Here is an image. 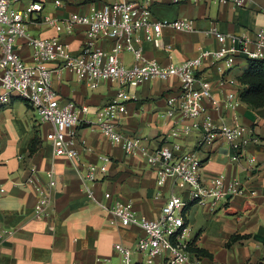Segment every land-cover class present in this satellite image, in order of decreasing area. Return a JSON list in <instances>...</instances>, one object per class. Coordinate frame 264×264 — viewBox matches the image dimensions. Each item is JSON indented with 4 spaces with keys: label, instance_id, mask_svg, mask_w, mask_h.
I'll return each instance as SVG.
<instances>
[{
    "label": "crops",
    "instance_id": "crops-1",
    "mask_svg": "<svg viewBox=\"0 0 264 264\" xmlns=\"http://www.w3.org/2000/svg\"><path fill=\"white\" fill-rule=\"evenodd\" d=\"M49 1L58 11L51 16L65 18L72 13L85 14L91 4L99 7L109 0H85L78 6L66 7L61 0L59 7L54 0H46ZM263 5L264 0H245L242 7L214 0L176 4L161 0L151 5L152 17L169 22L187 20L191 30L163 28L161 48L145 41L133 46L140 47L143 57L159 66L179 65L219 49L211 32L254 40L256 32L264 29V15L258 11ZM26 30L29 35L40 38H57L68 46L72 55L80 52L84 40L82 27L74 28L71 35H59L40 24H29ZM98 45L105 51L112 46L106 40L99 41ZM15 47L21 60L31 64V52L24 38L16 39ZM119 59L127 67L133 63V56L128 52L120 53ZM46 66L55 69L58 64L48 62ZM246 68L244 59H237L233 68L227 70L222 63L207 58L201 61L196 77L210 84L211 96L222 104L226 95L239 98L244 90L239 80ZM229 81L236 84L230 85ZM51 86L61 103H73L78 109L89 108L76 128L81 165L77 167L53 155L45 140L50 126L40 124L26 103L13 98L9 104L0 105V264H122L115 246L134 250L142 231L137 226H121L110 212L87 199L85 166H100V158L107 157L104 175L97 174L98 180L90 185L95 201H102L103 193H109L112 200L129 204L138 216L147 220L159 216L171 194L183 199L188 194L170 183L158 190L155 173L143 158L139 154L126 155L93 125L96 109L105 107L116 96L118 89L114 82L104 81L97 89L90 90L77 82L72 70L61 69L52 73ZM179 87L177 79L169 78L128 89L125 112L115 120L118 132L140 140L144 148L158 146L161 138L172 130L177 116H165V101L176 95ZM204 106L216 125L237 122L255 134L258 141L248 144L240 159L222 141L201 150L202 182L222 175L227 180H237L241 192L214 207L188 206L184 210L186 238L201 252V264H264V107L253 109L240 102L234 111L221 108L217 112L208 102ZM196 140L197 134L192 133L174 141L183 150L191 151ZM31 146L33 153H30ZM31 167L37 171L34 176ZM48 172L54 175L56 186L49 216L39 217L33 210L36 196L28 180L45 181ZM167 257L168 253L155 258L154 264H161ZM131 261L146 264V257L133 252Z\"/></svg>",
    "mask_w": 264,
    "mask_h": 264
},
{
    "label": "built area",
    "instance_id": "built-area-1",
    "mask_svg": "<svg viewBox=\"0 0 264 264\" xmlns=\"http://www.w3.org/2000/svg\"><path fill=\"white\" fill-rule=\"evenodd\" d=\"M161 0H109L99 7L90 5L87 13H72L68 17L46 16L43 11L46 0H0V105L9 104L15 98L26 102L36 113L40 124L50 126L45 140L55 157L65 158L80 164V152L76 141V128L83 122L81 116L89 113V108H76L73 103H61L51 86V75L61 69H70L76 80L95 90L101 82L112 81L117 86L116 96L103 108L96 109L95 123L101 134L112 144L121 147L126 155L139 154L146 166L155 173V186L162 189L170 183L182 188L188 194L183 199L171 194L153 220H147L133 210L129 204L112 200L109 193H103L102 201L96 202L91 184L103 176L107 157H101L100 166H85L83 176L87 199L94 201L110 214L123 227L137 226L142 236L136 241L134 250L116 245L115 249L122 258V264H133L131 255L137 252L146 257V264H154V259L168 253L161 264H201L200 257L189 251L191 243L187 240L184 227V210L190 205H210L227 203L241 192L237 180H227L219 175L209 182H202L200 170L203 160L200 152L218 141H222L233 151L235 158L244 157L248 144H256L257 137L241 124L213 123L204 103L208 102L214 111L221 108L234 111L240 104L239 98L226 95L222 101L211 96L210 84L197 79L196 74L201 61L211 58L222 63L227 70L233 68L237 59H264V29L256 32L254 40L244 37L225 36L211 32L220 45L219 49L204 52L198 58L186 60L179 65L166 67L145 59L140 47L142 41L151 42L161 48L163 28L176 31H190L187 20L159 21L152 17L151 5ZM172 3L205 0H170ZM242 7L245 0H214ZM57 7L60 0H54ZM18 8H13V6ZM264 15V5L258 10ZM40 24L54 30L57 34L71 35L76 27L84 28V40L80 52L72 55L68 46L57 38H40L29 35L26 27ZM24 38L31 52V64H25L16 52L15 41ZM111 43L110 50H104L98 42ZM128 52L133 63L127 67L119 59L120 53ZM48 62L58 67L50 69ZM175 78L180 87L176 95L166 99V117L176 116L170 133L161 138L153 149L141 146V141L122 135L115 126V120L125 112L126 91L153 80ZM235 85L234 81H229ZM85 124L87 121L84 122ZM197 134L195 149L185 151L174 140ZM172 140V141H170ZM251 162V161H249ZM34 176L37 171L30 169ZM36 202L34 213L48 217L52 206V194L56 182L52 172L46 180L29 179ZM1 193V190H0ZM157 196H160L157 193ZM111 203L109 204V202Z\"/></svg>",
    "mask_w": 264,
    "mask_h": 264
},
{
    "label": "trees",
    "instance_id": "trees-1",
    "mask_svg": "<svg viewBox=\"0 0 264 264\" xmlns=\"http://www.w3.org/2000/svg\"><path fill=\"white\" fill-rule=\"evenodd\" d=\"M246 61L247 68L239 80L244 87L239 100L253 109H260L264 107V59H248ZM26 105L28 104L26 103ZM32 146H34V143ZM32 146L30 153L34 152ZM189 251L200 257L201 252L193 248L192 245L189 247Z\"/></svg>",
    "mask_w": 264,
    "mask_h": 264
},
{
    "label": "rangeland",
    "instance_id": "rangeland-1",
    "mask_svg": "<svg viewBox=\"0 0 264 264\" xmlns=\"http://www.w3.org/2000/svg\"><path fill=\"white\" fill-rule=\"evenodd\" d=\"M63 2V6L66 7V6H78L79 3L85 1V0H61ZM13 8H18V6H13ZM57 9L54 8L53 6V2L49 1V2H46V6H45V9L43 11V14L44 15H57Z\"/></svg>",
    "mask_w": 264,
    "mask_h": 264
}]
</instances>
